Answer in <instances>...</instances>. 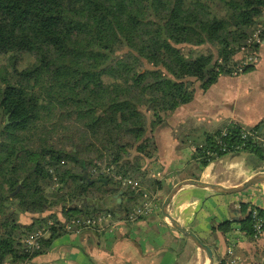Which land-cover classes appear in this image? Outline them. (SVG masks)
Listing matches in <instances>:
<instances>
[{"label":"trees","instance_id":"16d2710c","mask_svg":"<svg viewBox=\"0 0 264 264\" xmlns=\"http://www.w3.org/2000/svg\"><path fill=\"white\" fill-rule=\"evenodd\" d=\"M255 31L259 42L249 45ZM262 43L264 0H0V264L27 263L60 236L92 228L75 220L117 214L100 204L119 192L129 214L160 190L129 153L150 157L155 132L193 99L196 83L205 91L237 75L234 55ZM183 47L193 52L184 56ZM198 48L205 54L194 56ZM25 55L34 60L19 69ZM262 125L249 129L264 136ZM241 134L230 123L205 135L194 158L264 160ZM129 178L139 187H122ZM242 208L241 232L253 239L252 208ZM24 214L35 216L28 225Z\"/></svg>","mask_w":264,"mask_h":264},{"label":"crops","instance_id":"0c3cea01","mask_svg":"<svg viewBox=\"0 0 264 264\" xmlns=\"http://www.w3.org/2000/svg\"><path fill=\"white\" fill-rule=\"evenodd\" d=\"M257 56L256 64L239 75L221 76L205 91L196 87L193 99L177 108L155 132V151L150 157L140 160L131 152L142 170L147 165L149 178L162 183L154 193L150 213L130 219L139 206L129 214L124 212L119 192L115 194L119 204L115 195L100 204L117 214L89 230L60 236L46 253L23 264H209L206 252L168 223L161 206L172 187L184 180L238 188L264 176V160L247 152L221 155L204 165L194 158L196 143L205 135L230 123L247 129L264 123V43ZM251 193L255 197L249 200ZM243 205L264 208V183L237 194L186 185L172 197L167 213L211 248L213 264L225 261L229 247L239 264H252L264 252V233L256 240L243 235L240 223L247 214ZM34 217L22 215V224H30ZM223 225L228 226L226 232L221 230Z\"/></svg>","mask_w":264,"mask_h":264},{"label":"built area","instance_id":"2783aa9c","mask_svg":"<svg viewBox=\"0 0 264 264\" xmlns=\"http://www.w3.org/2000/svg\"><path fill=\"white\" fill-rule=\"evenodd\" d=\"M258 42H259V39L256 41V43ZM241 133H242L241 134L242 139H251L254 143H257L260 147L264 149V136H260L255 131H252L247 128H242V127H241ZM225 135H226V132L223 131L222 136H225ZM219 144L221 143L219 142ZM241 147H238L237 149ZM226 150H227V146H223L222 151H226ZM208 155H211V154H208ZM122 185L126 187H130L131 189H136L139 186L137 181H132L131 179L122 180ZM143 197H146V194H143ZM254 197H255V194L253 193L248 195L249 200H251ZM149 203H150L149 201L147 202L144 201L139 207H137L133 211V213L130 215V219H134L137 216L146 215L149 213V211H152ZM250 207L252 208L249 215L253 223V231H254L253 239L256 240L264 233V208L256 207L253 205H250ZM104 219H106L105 216L98 215L94 218H88L86 220H75L73 223L81 224L82 226H88L90 228V227L101 225ZM36 238H37V235L29 236L26 239L25 244L28 247H35ZM226 256L227 257L224 261V264H239V259L237 256H235L233 252V247H229L227 249ZM252 264H264V252L261 253L258 256V258L252 262Z\"/></svg>","mask_w":264,"mask_h":264},{"label":"rangeland","instance_id":"374dc122","mask_svg":"<svg viewBox=\"0 0 264 264\" xmlns=\"http://www.w3.org/2000/svg\"><path fill=\"white\" fill-rule=\"evenodd\" d=\"M214 8V11H216L217 13H219V11H218V9H217V7H213ZM263 20V19H262ZM259 33H260V31H255L252 35H251V37L249 38V45H252L253 43H256V41L258 40V37H259ZM255 51V48H251V47H247V48H245V49H243V50H241V51H239L237 54H235L234 55V57L232 58V63H231V65H234L235 63L237 64V69H238V72H237V75H239L241 72H243V71H245L247 68H250V67H252V66H254L255 64H256V62H257V58H258V56H257V52H254ZM181 52L183 53V55L184 56H187L188 57V55L190 54V53H192L193 52V50L192 49H190V47H187V48H182V50H181ZM205 49L204 48H198L197 50H194V56H197V55H199V54H205ZM34 59H33V57L32 56H30V55H25V56H23L22 57V59H21V61H20V64H19V69H22V68H24L25 66H27V65H29L32 61H33ZM219 63H221V60L219 59ZM2 64H7L6 62H5V58H2L1 60H0V65H2ZM197 86H199V84L198 83H196V86L195 87H197ZM51 121H52V123H53V121L56 123V122H58L57 120H56V118H53V119H51ZM47 118L46 119H43L42 121H41V125L40 126H42V125H44V126H47ZM43 126V127H44ZM0 128H1V125H0ZM49 128V127H48ZM60 134H63V131L62 130H59L58 131V135H60ZM129 154H131V152L129 153ZM103 168V167H102ZM147 168V165H145L144 166V170H142V171H145L146 172V177L149 179V176H148V170L146 169ZM103 171V170H102ZM104 171H107V173L108 174H110V171L109 170H104ZM93 174L95 173L94 171L92 172ZM102 173H105V172H102ZM129 179H131L132 181H137V180H135V179H133V178H129ZM151 179V178H150ZM56 182L57 181H54V183L52 184V188H50V192L51 191H56L58 188V186H56ZM138 182V185H139V181H137ZM122 187H124V185H122ZM126 187V186H125ZM139 187V186H138ZM137 187V188H138ZM153 199H154V195H146V197H143V202L144 201H149L150 203V207H151V209H152V207L154 206V205H152L151 203L153 202ZM123 201H124V204L126 203V200H125V198H123ZM142 202V203H143ZM141 203V204H142ZM140 204V205H141ZM140 205H138V206H140ZM133 207L134 206H132L131 208H130V211H132V209H133ZM151 211H149V213H150ZM50 212H47V213H45V214H43V217H46L48 214H49ZM57 217H59V216H57ZM19 222L20 223H23V220H22V215H20V218H19Z\"/></svg>","mask_w":264,"mask_h":264},{"label":"water","instance_id":"95a60500","mask_svg":"<svg viewBox=\"0 0 264 264\" xmlns=\"http://www.w3.org/2000/svg\"><path fill=\"white\" fill-rule=\"evenodd\" d=\"M264 127V125H262L260 127V130ZM86 176V173L84 174ZM260 183H264V176H256L254 178H252L250 181H248L247 183H245L243 186L238 187V188H225L219 185H213V184H209V183H204L201 181H197V180H184L179 182L178 184H176L174 187H172V189L170 190V192L167 194V196L165 197L162 206H161V212L163 214V216L166 218V220L168 221V223L174 228L176 229L178 232H180L182 235H184L185 237L189 238L199 249H202L203 251L206 252L207 257L209 259V264H213L214 263V257H213V252L211 250V248L209 246H207L206 244H204L201 240H199V238L192 232L182 228L181 226H179V224L173 220L169 214L167 213V207L172 199V197L175 195V193L183 186L186 185H194V186H199V187H204V188H208L210 190H213L215 192H220V193H229V194H237V193H242L248 189H250L251 187L260 184ZM114 198L116 199L117 203H120L119 200V195H115Z\"/></svg>","mask_w":264,"mask_h":264}]
</instances>
